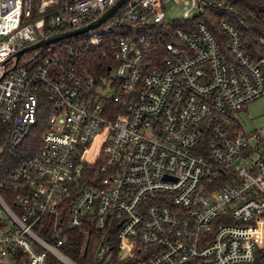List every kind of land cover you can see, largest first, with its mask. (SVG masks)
<instances>
[{"label":"built area","instance_id":"2783aa9c","mask_svg":"<svg viewBox=\"0 0 264 264\" xmlns=\"http://www.w3.org/2000/svg\"><path fill=\"white\" fill-rule=\"evenodd\" d=\"M116 1L0 0L5 142L41 132L11 200L0 192V264H76L59 248L65 226L103 231L98 256L114 230L117 260L132 264H264V127L230 116L264 96V34H242L231 0H172L179 26L170 0H127L66 52L15 57ZM209 6L238 24L224 16L214 31L198 18ZM247 17L264 21V9ZM105 40L114 65L96 78L79 59ZM45 216L49 240L35 229Z\"/></svg>","mask_w":264,"mask_h":264},{"label":"trees","instance_id":"16d2710c","mask_svg":"<svg viewBox=\"0 0 264 264\" xmlns=\"http://www.w3.org/2000/svg\"><path fill=\"white\" fill-rule=\"evenodd\" d=\"M233 6L238 10V18L242 17L245 25L242 26L241 32L252 42L257 34H264V21L251 19L247 17V12L256 10V12L264 9V2L262 0H231ZM226 17L231 21L238 24L237 17L227 14L225 11L218 10L209 6L198 18L206 22L210 27L216 31L218 20ZM84 37V34L74 35L59 39L55 43H51L44 47L42 52L48 51L49 47L52 51L60 48L61 51H67L68 45H77L78 39ZM80 64L82 69L88 73H92L96 78L104 76L107 73L106 67L111 64L114 65V60L106 40L93 46L87 51H84L80 57ZM42 121L39 118L40 124ZM7 125L0 122V192L6 199L11 200L13 189L11 187L14 178L13 172L17 170L20 161L31 153L32 145L36 147L41 137L40 129H33L31 133L19 144L17 147L10 148L5 142ZM49 219V221H48ZM50 217H42L36 221V231L46 239H51L53 235ZM103 231L89 228L88 233L85 235L80 228H72L65 226L64 229L58 233V237L63 239V243L59 246L60 250L66 253L76 264H132L129 259L117 260V243L118 237L115 235L114 230L111 231L110 237L107 239L110 248L109 252L103 256L95 254V246L102 239ZM49 264H61L53 256L49 257Z\"/></svg>","mask_w":264,"mask_h":264},{"label":"rangeland","instance_id":"374dc122","mask_svg":"<svg viewBox=\"0 0 264 264\" xmlns=\"http://www.w3.org/2000/svg\"><path fill=\"white\" fill-rule=\"evenodd\" d=\"M164 8H166L167 18L174 19L173 23L176 26L182 24L181 16L183 14V7L180 2L176 3L172 0L168 1ZM196 9L190 12L193 15ZM231 118L240 126V129L253 130L254 128L264 127V96L246 104L241 112H234ZM248 164V160L238 158L234 165Z\"/></svg>","mask_w":264,"mask_h":264},{"label":"water","instance_id":"95a60500","mask_svg":"<svg viewBox=\"0 0 264 264\" xmlns=\"http://www.w3.org/2000/svg\"><path fill=\"white\" fill-rule=\"evenodd\" d=\"M127 0H117L113 5L108 7L100 16H98L96 19L88 22V24L76 27L71 30H62L57 33H52L49 35L44 36V38H41L40 40L29 44L28 46H25L21 49H19L14 55L15 57L19 58V55L25 52H28L29 50L38 48V47H43L44 45L55 43L59 41L61 38L69 37V36H74V34H79L85 31H88L90 28H93L103 22L108 16L113 14L118 6H120L122 3H124ZM107 69L110 68L109 65L106 67Z\"/></svg>","mask_w":264,"mask_h":264}]
</instances>
